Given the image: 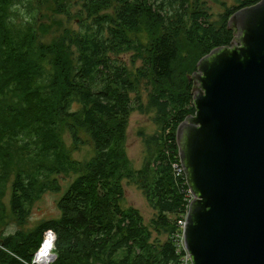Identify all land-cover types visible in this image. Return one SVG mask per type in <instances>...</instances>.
<instances>
[{"label":"trees","instance_id":"1","mask_svg":"<svg viewBox=\"0 0 264 264\" xmlns=\"http://www.w3.org/2000/svg\"><path fill=\"white\" fill-rule=\"evenodd\" d=\"M75 1L0 0V228L25 225L34 203L60 189L56 177L76 176L57 218L27 232L0 230V264H36L49 241L56 256L49 264H183L179 221L192 197L174 165L177 128L195 113L189 76L234 40L231 16L260 0L223 2L217 19L204 0H82L78 29L55 16L70 18ZM131 51L142 60L134 71L121 60ZM141 84L150 87L147 104ZM145 106L155 111L157 130L144 135L147 158L135 169L127 127ZM86 144L93 156L75 160ZM124 180L155 211L149 226L137 209L122 206Z\"/></svg>","mask_w":264,"mask_h":264},{"label":"water","instance_id":"2","mask_svg":"<svg viewBox=\"0 0 264 264\" xmlns=\"http://www.w3.org/2000/svg\"><path fill=\"white\" fill-rule=\"evenodd\" d=\"M228 28L231 44L189 76L195 113L176 133L192 196L182 234L191 264H264V0Z\"/></svg>","mask_w":264,"mask_h":264},{"label":"rangeland","instance_id":"3","mask_svg":"<svg viewBox=\"0 0 264 264\" xmlns=\"http://www.w3.org/2000/svg\"><path fill=\"white\" fill-rule=\"evenodd\" d=\"M207 6L210 9V12L214 14V18H218L219 13L224 11V8L221 6V3L225 2L228 6H232L234 4V0H204ZM82 0H76L72 7L70 8L71 17H66L63 14H55V16L61 19L64 25L72 27V28H80V20L79 16H82L84 12L79 11L81 9ZM22 12L27 15L29 10L24 7L21 8ZM46 19L45 22L48 24L52 23V11L45 10ZM140 38L143 42L149 39L148 33L146 30H143L140 34ZM52 37H49L50 40ZM136 53L133 51L129 53H122L121 60H123L129 69L134 71V69L141 67L142 60L136 57ZM135 60V62H134ZM150 92V87L145 84L140 85V97L144 104L148 102V95ZM155 111L148 110V107L145 106L143 111L135 110L130 118L129 124L127 127V138H126V151L128 158L131 162L132 167L135 169H140L143 167L146 158H147V147L144 143V135H150L155 133L157 130V125L154 121ZM65 141L67 146L71 144V140L69 136H65ZM93 156V148L91 145L86 144L82 146L79 151L73 153V158L77 161H85L89 160ZM76 176L71 175L68 177L58 176L56 179L59 181L60 189L58 191H47L42 195V197L34 203L31 208L30 215L28 217L27 223L23 226H17L14 221L4 225L0 228V230L4 232H14L17 229H22L24 232L31 231L36 227V225L44 219L57 218L60 215V211L58 208V201L62 196L63 192L66 190L68 184L72 182V180ZM124 187V200L122 202V206L124 208L134 207L137 209L143 220L147 226L150 225L152 219L155 217V211L149 206L146 201V198L143 195V192L134 184L128 182L127 180L123 181ZM11 195V191L8 190L7 196L4 199L6 205L9 204V198ZM186 218V216H185ZM184 218V220H185ZM183 220V221H184ZM183 221H179V225L182 227V233L180 234L182 237L183 234ZM49 244V242L47 243ZM51 245V244H50ZM52 248H50V253L52 252ZM40 251V250H39ZM54 254V253H53ZM55 255V254H54ZM36 256V255H35ZM52 260V258H51ZM50 261L49 263H51ZM34 263L38 264L35 259ZM48 263V264H49Z\"/></svg>","mask_w":264,"mask_h":264},{"label":"bare ground","instance_id":"4","mask_svg":"<svg viewBox=\"0 0 264 264\" xmlns=\"http://www.w3.org/2000/svg\"><path fill=\"white\" fill-rule=\"evenodd\" d=\"M46 237L52 239V238H54V235L52 233H50ZM54 241L55 240L53 239V242ZM50 248H52V242L51 241H49V244H46L42 249L40 248L41 250L37 252L36 257H35V261L38 264H48L50 261H53L56 258V256L53 253H50ZM53 248H54V246H53ZM51 258H52V260H51Z\"/></svg>","mask_w":264,"mask_h":264},{"label":"built area","instance_id":"5","mask_svg":"<svg viewBox=\"0 0 264 264\" xmlns=\"http://www.w3.org/2000/svg\"><path fill=\"white\" fill-rule=\"evenodd\" d=\"M174 168L176 170V174L180 175L183 173V170H182V167H181V164L180 165H174ZM191 195V194H190ZM192 197V196H191ZM183 225H184V222H183ZM181 245L183 246V249L185 250L184 248V242H183V237H182V241H181ZM186 255L183 259V264H191V260H190V257L189 255L187 254V252L185 251Z\"/></svg>","mask_w":264,"mask_h":264}]
</instances>
